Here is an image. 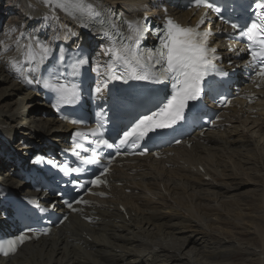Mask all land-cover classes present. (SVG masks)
<instances>
[{
	"label": "bare ground",
	"instance_id": "6f19581e",
	"mask_svg": "<svg viewBox=\"0 0 264 264\" xmlns=\"http://www.w3.org/2000/svg\"><path fill=\"white\" fill-rule=\"evenodd\" d=\"M99 1L125 11L133 2ZM35 6V0H19V7L10 6V0H0V21L8 22L7 29L10 25L19 27L21 21L30 26L38 18ZM29 8L34 9L31 19L27 18ZM171 15L183 23L190 17V13L175 11ZM73 35V28H69L67 45H77ZM29 37L20 32L1 40L11 49L7 54L0 45V155L9 159H23L31 149L48 143L61 146L72 130L52 118L35 116L46 108L35 103L38 96L25 92L14 80L9 61L19 52L15 42L20 39L27 43ZM254 109H258L255 118L249 113L244 119L231 113L225 121L230 127L220 133H207L203 139L207 144L195 142L183 157H174L177 166L173 169L154 162L144 163L146 171L137 176L123 174L134 190L128 195L117 193V202L108 201L114 211L110 208L101 214L102 222L96 228L78 224L73 217L69 227L74 237L62 235L65 225L50 238L23 246L16 256L0 260V264H230L235 254L244 255L246 262L264 264V98ZM17 138L23 144L15 143ZM6 167L0 160V184L19 190L22 183L9 178ZM237 187V191L251 188V203L247 205L259 210L256 218L238 223L251 236V244L213 231L220 220L238 221L220 209L240 206L233 192ZM119 202L125 208L122 215L117 212ZM73 241L85 244L79 246Z\"/></svg>",
	"mask_w": 264,
	"mask_h": 264
},
{
	"label": "snow or ice",
	"instance_id": "6c2138e0",
	"mask_svg": "<svg viewBox=\"0 0 264 264\" xmlns=\"http://www.w3.org/2000/svg\"><path fill=\"white\" fill-rule=\"evenodd\" d=\"M42 2L53 18H58L59 10L81 27L91 29L103 41L100 45L101 55L107 59L102 65L98 62L93 68L97 77L95 86L97 93L108 90L109 84L114 81L125 85L132 81L164 85L160 90L162 97H157L152 108L135 116L122 130L118 144L110 143L103 137L101 129L105 124V113L103 111L98 113L96 128L91 130L93 138L89 141L96 149L114 148L119 154L121 148L126 151L129 148H139L140 151L135 154L146 155L148 153L141 147V141L150 138V133L173 128L185 121L186 112H194L197 109L195 104L190 107V102L199 101L217 90L218 81L215 78L222 79L229 74L217 66V61L222 57L210 45L214 32L208 27L211 22L209 12L215 14L221 23L230 26L232 31L227 34L229 39L244 44L241 51L247 52L245 63L250 69L249 78L264 79V0H250L246 6L243 3L235 4L233 0H189L188 6L207 10L195 26L177 23L168 15L167 8L163 9V22L153 25L147 16L128 19L123 14L116 15L110 9L100 6L95 0H42ZM24 35L21 33V36ZM149 35L155 41L151 46L144 44ZM15 43L21 50V58H11L9 65L23 83L38 85L52 93L51 106L58 112L65 106H74L79 102L81 83L69 81L70 78L81 75V69L89 63L87 55L80 52L75 54L70 62H66L65 49L61 47L47 75L41 76L40 65L53 55L51 46L30 37L27 43H22L20 39ZM0 45H4V53L9 51V46L3 41H0ZM139 95L130 89L114 91L110 110L118 113L127 106H138ZM61 118L67 119L71 124L82 123V120L63 115ZM74 136L82 138L85 133L76 131ZM81 147V144L73 142V149ZM83 151L89 152L90 149L83 148ZM73 154L77 157L79 166L64 167L53 162V167H58L65 175L85 172L88 170L87 165L102 168L94 179L74 185L77 191L86 192V183L94 187L105 183L100 177L107 174L111 160H108L107 164L102 163L99 154L94 151L90 156H81L78 151H74ZM57 195L63 197L64 193L58 192ZM63 202L69 208L72 207L69 200L64 199ZM29 203L36 204V201L29 200ZM76 203L84 201L77 199ZM27 239L29 237L26 234H20L8 240L6 245L0 244V253L5 256L15 253L17 246Z\"/></svg>",
	"mask_w": 264,
	"mask_h": 264
},
{
	"label": "rangeland",
	"instance_id": "374dc122",
	"mask_svg": "<svg viewBox=\"0 0 264 264\" xmlns=\"http://www.w3.org/2000/svg\"><path fill=\"white\" fill-rule=\"evenodd\" d=\"M10 6H18L19 7V0H10ZM33 15H34V9L29 8L27 11V18L31 19L33 17ZM239 189H240V187H237L236 189H233V192H234V194H236V196H237L236 198H238V200H240V203H238V205H240V206H235V207H232V206H229V207L223 206L222 207L221 206L220 207V209H222L224 212L228 213L231 216V218L236 219L238 221L233 222L232 219H227L225 221V223H220L221 222V220H220L218 223H216L217 229L214 228L213 231L219 230L222 232L223 237L237 239V241H239V243H250L251 244V242L254 243V241H252V239H251V236L246 234V232H244L241 229V225H238V223L249 222L250 220H252V218H256V216H259V214H258L259 210L257 209L258 208L257 206H248V205H250L249 203H251V202H249L250 200H248L249 199V193H250L249 189H251V188L243 187L240 191H237ZM241 192H243V195ZM245 197H247V198H245ZM244 200H246V201H244ZM262 204L264 207L263 201H262ZM263 221H264V214H263ZM248 239H250L251 241ZM212 245H214V244H210L209 246H212ZM229 260L228 261L230 262V264H257L256 262L255 263H250L248 261L246 262L247 258L242 254H235V255L231 256Z\"/></svg>",
	"mask_w": 264,
	"mask_h": 264
}]
</instances>
